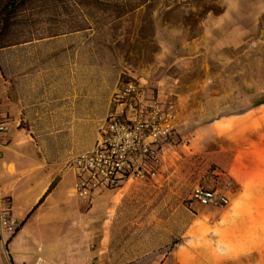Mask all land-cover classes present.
<instances>
[{"label": "rangeland", "instance_id": "obj_1", "mask_svg": "<svg viewBox=\"0 0 264 264\" xmlns=\"http://www.w3.org/2000/svg\"><path fill=\"white\" fill-rule=\"evenodd\" d=\"M127 4L128 0H0V90L12 74H25L28 56H51L64 69L75 51L69 46L82 48L76 72L80 100L66 122H75L77 132L66 131L51 145L42 137L52 134L28 132V121L14 123L8 111L11 130L24 129L18 141L31 142L35 158L44 163L54 151L63 156L74 147L78 152L89 150L116 88L143 79L178 106L175 134L164 150L163 177L84 203L88 235L109 238L115 257L125 251L151 264L179 249L196 258L187 257L184 264L210 256L214 264H264V246L222 262L242 246L228 244L226 230L212 229L214 212L223 208L193 199L198 186L217 190L228 185L224 187L217 157L202 149L198 131L222 115L264 103V0H152L136 10ZM118 5L126 11L118 14ZM39 44L44 45L40 53L23 47ZM60 46L66 49L53 54ZM47 76L64 78L57 71ZM66 88L67 95L72 94L74 84ZM73 137L76 144L71 141L67 147ZM76 154L69 153V160ZM100 221L103 227L97 226Z\"/></svg>", "mask_w": 264, "mask_h": 264}, {"label": "crops", "instance_id": "obj_2", "mask_svg": "<svg viewBox=\"0 0 264 264\" xmlns=\"http://www.w3.org/2000/svg\"><path fill=\"white\" fill-rule=\"evenodd\" d=\"M23 47L27 52L40 53L44 45ZM58 48L52 53L60 54L66 49ZM72 48L75 51L67 63L64 62V69L59 64L58 68L51 56H33L32 59L28 56L25 74H12L0 90L4 107L14 116V123L27 120L28 132L52 134L42 137L51 145L58 144L62 133L77 132L75 122L66 123L80 100L76 72L82 48L71 45L68 49ZM19 49L22 48H18V52ZM66 69L70 71L69 78L65 76ZM53 71L62 72L64 78H48ZM68 83L74 84V89L67 95ZM217 126L223 128L216 130ZM21 130L10 131L12 141L8 138L0 157V190L10 198L13 216L20 226L16 234L0 238V264H114L118 259L127 261L122 264H151L140 258V254L132 257L125 251L115 257L109 238H92L86 231L84 203L94 202L106 194H119L130 184L119 191H98L85 202L74 191L77 177L68 165L69 153L80 151L74 147L63 156L62 152L54 151L45 157L44 163L42 158H35L31 142L18 141L17 134ZM198 132L202 149L217 157L218 167L225 177L224 187L230 184V205L214 212L211 227L226 230L228 244L242 246L239 253L221 258L222 262L234 260L264 246V103L240 114L222 115ZM75 140L76 137L69 139L67 147H71V141L76 144ZM165 156L166 152L159 180L163 177ZM97 226L103 227V221ZM114 228L115 225L111 226V231ZM137 250L143 252L140 245ZM186 255L185 250L179 249L163 255L157 264H184L187 257L188 260L195 258ZM193 264H214V261L212 263L210 256Z\"/></svg>", "mask_w": 264, "mask_h": 264}, {"label": "built area", "instance_id": "obj_3", "mask_svg": "<svg viewBox=\"0 0 264 264\" xmlns=\"http://www.w3.org/2000/svg\"><path fill=\"white\" fill-rule=\"evenodd\" d=\"M178 114L174 99L152 89L143 79L121 83L111 96L92 148L68 162L77 177L76 195L88 202L98 191H119L127 184L158 182L164 150L175 134ZM12 123L0 97V157ZM229 187L230 184L211 190L198 186L193 199L204 206L226 208L231 202ZM19 227L10 198L0 190V238L16 234Z\"/></svg>", "mask_w": 264, "mask_h": 264}, {"label": "trees", "instance_id": "obj_4", "mask_svg": "<svg viewBox=\"0 0 264 264\" xmlns=\"http://www.w3.org/2000/svg\"><path fill=\"white\" fill-rule=\"evenodd\" d=\"M90 0H81L82 3L88 2ZM101 0H96V2H100ZM152 0H128V4L127 5H131V7L133 6V10L138 9L140 6H143L149 2H151ZM135 3V4H134ZM125 9V10H124ZM118 14H122L126 11V8L122 7L121 5H118L116 7L115 10Z\"/></svg>", "mask_w": 264, "mask_h": 264}, {"label": "bare ground", "instance_id": "obj_5", "mask_svg": "<svg viewBox=\"0 0 264 264\" xmlns=\"http://www.w3.org/2000/svg\"><path fill=\"white\" fill-rule=\"evenodd\" d=\"M222 127V126H221ZM221 127L220 126H217L216 127V130H220L221 129ZM223 128V127H222Z\"/></svg>", "mask_w": 264, "mask_h": 264}]
</instances>
